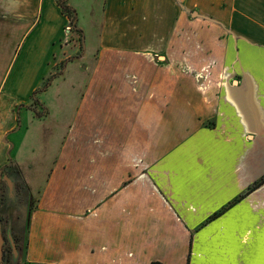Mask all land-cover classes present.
I'll use <instances>...</instances> for the list:
<instances>
[{"label": "crops", "instance_id": "crops-1", "mask_svg": "<svg viewBox=\"0 0 264 264\" xmlns=\"http://www.w3.org/2000/svg\"><path fill=\"white\" fill-rule=\"evenodd\" d=\"M57 1L0 0V23L12 31L3 50L19 48L14 61L0 67L10 75L1 89L11 98L10 119L0 120V167L9 164L10 152L20 164V148L46 124L64 135L60 160L39 207L42 219L34 217L30 225L28 264H188L189 235V264H264V227L251 242L247 200L200 228L249 188L250 180L254 185L264 178V150L257 148L250 160L239 119L246 123L251 117L256 124L257 103L253 107L251 101L246 105L217 98L207 106L205 98L201 102L195 95L186 102V87L209 89L199 84L192 88L189 82L176 85L179 76L202 71L195 62L201 55H176V73H160L176 82L164 84L153 82L154 59L147 46L150 27H168L182 5L221 22L238 37L241 69L264 76V0H106L105 22L121 10L133 13L128 27L135 28V35L112 37L114 43L131 45L129 52L100 55L103 66L118 57L119 72L100 68L85 88L73 85L80 98L72 113L31 121L22 112L18 126L16 108L39 86L46 61L69 24ZM136 28L145 35L136 36ZM177 45L183 46L180 39ZM19 63L15 95L10 79L19 73ZM56 88L60 101L64 89ZM214 111L218 127L199 126L196 118Z\"/></svg>", "mask_w": 264, "mask_h": 264}, {"label": "rangeland", "instance_id": "rangeland-1", "mask_svg": "<svg viewBox=\"0 0 264 264\" xmlns=\"http://www.w3.org/2000/svg\"><path fill=\"white\" fill-rule=\"evenodd\" d=\"M71 1L74 5L73 8L77 12V21L72 25L67 24L63 30L59 44L52 51L48 61H46L45 74L42 76L40 84L35 90L37 92L34 93V91L30 94L28 102L17 106L15 113L18 115V126L20 124L19 116L22 112H27L31 121L39 119L48 121L51 116L56 119L60 115L63 116L66 111L72 113L80 98L79 88H75L76 85L85 88L86 85L92 83L97 69L104 68L113 72L115 70L118 73L122 67H120L121 63L119 64L118 57L115 59L112 57L104 66L101 65L100 55L104 53H111L113 55V53L121 51L129 52L130 50L131 45L127 43H114L112 37L120 35L122 32L124 37L135 35V28L128 27L133 13L121 10L116 12V18L114 17L105 22L106 0H101L99 5V0H70V3ZM180 6L181 8L175 10L172 24L168 27H162L157 23L155 26L150 27V34L147 33L150 38V44L147 45L148 49H150L148 52L153 55L154 59L152 69L154 73L152 77L153 82L159 81L164 84L176 82V80H173L175 77H161L160 73L165 74L169 71L175 74V68L179 66L176 55L180 56V53L188 55L194 51V53L200 54V60L197 58L195 62H198L197 67L201 66L200 70L202 71L195 75H189L190 77L179 76L180 79L176 82V85L179 82H189L192 88L194 86L197 87L198 84V88L209 87L208 90H199V92L197 89L190 90L186 87L184 91L186 102H189V99H192L195 95V98L198 96L201 102H203V98H205L206 102L210 99L220 98L223 102L228 100H232L234 103L243 101L246 105L251 101L253 102V107H256L257 103L258 108L256 107V109L259 120H257L256 124L252 123L251 117L245 123L244 118H240L239 116L244 130L243 146L248 150L250 160L253 161L257 148L264 150V76L263 74L252 75L241 69L242 62L239 60V55L237 54L239 52V47L237 46L238 37H233L221 22L204 17L197 10L183 9V6ZM194 11L199 13L198 18L191 16ZM111 22L113 23L109 25ZM11 35V29L3 27L0 23V49H2L0 50V67H4L6 64L9 65V63L11 64L14 61L15 54L19 50L17 48L14 53H11V51L10 53L9 51L6 53L3 50L7 46L6 43L9 46ZM137 35L143 36L145 32L138 31V28H136ZM177 39H180L183 46L177 45ZM159 57H168V61L167 59L162 61ZM126 62L123 68L128 65V61ZM17 67L19 73L16 74L15 72L10 79V91L15 95L19 94L17 90H20V63ZM259 68L262 71L263 66L259 64L257 69ZM207 69L210 70L209 73ZM3 70L4 68L0 69L1 121L10 119L6 114L8 112L7 107L11 101L10 97H6V91L1 89L10 76L7 75L8 73L3 74ZM48 82L50 85L43 90ZM54 84L56 86L60 85L64 89L60 101L58 99V90L56 86L53 87ZM14 85L18 89H15ZM73 85L75 86L74 88L72 87ZM65 87H68V89H65ZM206 105L210 106L208 102ZM237 112L239 115V111ZM214 115L215 111L213 113L210 112L207 116H201L198 120L196 118V122L202 128L212 130V128H217L221 122ZM10 122L12 121L10 120ZM224 124L225 122L221 123V125ZM43 129L44 131H40L37 136L30 133L31 136L29 137L28 144L25 143L20 148V164L12 158V153L10 152L9 164L14 171H12L11 177L20 187L16 195L17 197L14 200H10L5 184H3L4 182L0 185L2 189V191L0 190L2 229L5 234L9 235L15 232L17 237H20L18 252L23 264H28V233L30 232V225L34 217H36L37 221L42 219V213H38V211L44 196L45 185L53 173L54 166L60 160V152L64 145V135H58V130H55V133H53L47 124ZM247 135L253 138L247 139ZM5 152H8L6 148ZM61 160L60 164L63 165V157H61ZM6 166L0 167V174L2 173L1 169H5ZM257 174L253 175L254 178L259 176ZM249 185V188H246L232 202L238 198H240L238 203L247 200L249 204L247 234L251 235L249 238L252 242V239H255L257 231L264 227V218L259 213L260 211H264V187L260 186L261 188L259 187L251 195L248 192L253 186V184L251 185V180ZM46 201H48V198H46ZM252 212L255 213L252 214ZM45 215L48 216L47 213ZM208 219L200 228L211 223L207 222ZM10 235L12 236V234ZM186 241L188 242L187 262L189 264L192 255L193 236L189 235ZM152 264L159 263L153 262Z\"/></svg>", "mask_w": 264, "mask_h": 264}, {"label": "flooded vegetation", "instance_id": "flooded-vegetation-1", "mask_svg": "<svg viewBox=\"0 0 264 264\" xmlns=\"http://www.w3.org/2000/svg\"><path fill=\"white\" fill-rule=\"evenodd\" d=\"M12 171L13 170L11 169L10 164H8L5 167V170L0 174V185H2V182H4L3 184H5V188H6V191L8 193V196H9L10 200H12V199L14 200L15 197H17L16 195H17V193L19 191V188H20L17 185V183L15 182V180L11 177ZM5 178H8L9 180L12 181V189H10V187H9L7 181L5 180ZM0 190L2 191L1 187H0ZM0 221H1V227H2L3 220L1 219V217H0ZM2 233H3V236H4V240H5L4 246H3L2 264H23L21 262V259H20V253L18 252L19 248H20L19 247V240H20L19 238L20 237H17L15 232L14 233H10V234H12V236L10 234L9 235L5 234L3 229H2Z\"/></svg>", "mask_w": 264, "mask_h": 264}, {"label": "trees", "instance_id": "trees-1", "mask_svg": "<svg viewBox=\"0 0 264 264\" xmlns=\"http://www.w3.org/2000/svg\"><path fill=\"white\" fill-rule=\"evenodd\" d=\"M58 6L61 9L62 14L67 17V19L69 20V24L72 25L77 21V12L76 10L70 5V0H58L57 1ZM50 85V83L48 82L47 85L44 87L43 90H45L48 86ZM37 91H35L34 93H36ZM5 169H1V172H3ZM264 184V178H262L259 182H257L256 184H254L249 190V193H252L253 191H255L256 189H258L260 186H262ZM240 201V198L234 200L233 202L229 203L226 207H223L221 210H219L218 212L214 213L212 216L209 217L207 222H211L216 220L217 218L221 217L222 215H224L230 208H232L233 206H235L238 202ZM12 241V240H11ZM17 254V253H16Z\"/></svg>", "mask_w": 264, "mask_h": 264}, {"label": "water", "instance_id": "water-1", "mask_svg": "<svg viewBox=\"0 0 264 264\" xmlns=\"http://www.w3.org/2000/svg\"><path fill=\"white\" fill-rule=\"evenodd\" d=\"M193 18H198L199 14L197 12H193L191 15ZM5 180L7 181L10 189H12V181L9 180L8 178H5ZM4 236L2 233V227H1V221H0V264H2V259H3V246H4Z\"/></svg>", "mask_w": 264, "mask_h": 264}]
</instances>
